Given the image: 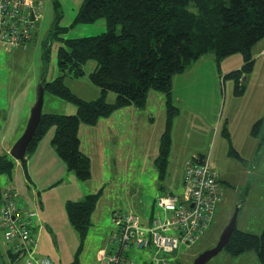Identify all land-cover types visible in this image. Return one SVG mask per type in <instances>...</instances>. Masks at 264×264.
Here are the masks:
<instances>
[{
  "label": "rangeland",
  "instance_id": "obj_1",
  "mask_svg": "<svg viewBox=\"0 0 264 264\" xmlns=\"http://www.w3.org/2000/svg\"><path fill=\"white\" fill-rule=\"evenodd\" d=\"M34 1L43 5L38 38L30 43L27 51H9L0 46V152L1 148L13 144L22 135L23 124L28 122L36 104L42 79L50 82L60 75L58 51L66 40L97 36L107 31L104 17L93 23H74L84 0ZM259 45L264 44L260 41ZM45 51L48 52V59H44ZM253 55L256 61L254 68L240 76V85L245 87L241 95L235 93L236 81L227 77L243 68L244 58L239 53L224 58L220 64L213 54H205L172 78L173 100L179 106L180 114L174 123L175 145H172L164 185L176 190L177 194L181 193L184 155L201 151L209 155L211 166L224 181L222 199L212 224L199 242L181 250L178 258L166 255L158 262L150 259V264H192L198 255L216 247L238 206L237 227L251 234L264 232V125L260 136L251 135L254 124L264 121V56H258L254 50ZM95 66V61H88L83 77L66 79L71 91L85 100H94L99 95L100 88L91 80ZM160 94L164 95L151 90L145 110L140 109L144 122H148L150 113L154 114L155 120L149 122H154L152 127L155 132L150 131L152 139L144 137V124L138 122V118L134 119L129 110L101 119L91 133H84L89 145L93 144L94 138L105 141L95 145H107L104 152L108 165V171L104 173V178H107L105 184L90 180L84 186L79 185L82 183L79 181L76 185L72 174L68 176L64 173L61 167L64 163L56 162L46 150L43 151L46 154L44 165L39 166L33 155L28 162V169L33 174L32 181L29 178L28 182L37 188L35 196L31 197L32 190L22 173L17 177L14 172L12 179L0 175L1 190L11 185L17 189L22 201L27 200L29 209L38 207L41 228L34 233L38 256L49 257L55 264H68L79 255L81 264H97V252L109 245V236L117 229L111 219L114 210L132 209L143 217L158 213L160 209L155 205L158 171L153 160L155 157L149 160L146 154L152 150V145L158 152V136L166 124V112H160L158 105ZM109 96L116 98L115 93ZM76 112L77 107L73 103L45 91L43 113ZM225 127L228 137L223 133ZM53 131L54 128L39 145H51ZM144 141H149L150 145H143ZM234 151L239 153L240 158L231 155ZM81 187L103 189L97 207L99 219L95 217L85 239L70 223L66 208L69 198L77 196ZM97 222L104 223L95 228ZM4 242V230L0 228V264H11ZM148 252H136L139 264L155 256L154 251ZM206 264L262 263L254 252L233 257L221 251Z\"/></svg>",
  "mask_w": 264,
  "mask_h": 264
},
{
  "label": "trees",
  "instance_id": "obj_2",
  "mask_svg": "<svg viewBox=\"0 0 264 264\" xmlns=\"http://www.w3.org/2000/svg\"><path fill=\"white\" fill-rule=\"evenodd\" d=\"M102 17L107 21V31L97 36L66 40L58 51L60 75L53 81H44L45 91L70 101L77 107V112L43 113L27 155L23 161H19L31 192L35 196L37 188L28 182L29 178L32 181L27 166L28 160L52 128V145L67 170L73 173L79 182L88 183L93 177L92 162L82 149L81 125L93 128L101 119L130 106L144 109L151 90L163 93L166 102V124L154 159L159 180L155 205L158 206L160 197L184 196L185 176L187 167L191 164H208L210 173L221 190L224 181L211 166L207 155L188 160L184 168L181 193L169 192L167 185H164L172 154L174 123L180 114V108L173 100L172 78L175 74L184 72L205 54H213L220 64L224 58L239 53L244 58L243 68L228 74L227 77L236 81L235 93L243 94L245 87L240 85V76L246 75L254 68L253 50L264 39V0H84L74 23H93ZM44 59H48L47 51ZM88 61L96 63L91 80L100 88L99 95L94 100H85L75 95L66 83L67 78L83 77ZM110 93H115L116 98L111 99ZM263 125V120L255 123L251 135L260 136ZM223 133L228 137L227 127ZM231 155L240 158L237 151ZM17 162L9 152L1 151L0 175L12 179L15 172L16 176ZM106 179L104 178L103 184ZM102 195L103 189H99L87 193L81 200H69L67 203L70 223L82 239L87 237L93 227V215ZM26 201H22L17 189L11 185L0 189V216L10 207V203L17 205L18 212L25 217L34 213L28 230L34 240L30 250L38 256L34 233L37 228H41V219L38 207L31 210ZM122 213L137 214L144 222L159 217V214L165 216L161 209L149 217L140 216L132 209L114 210L111 219L117 229L109 236V245L100 250H108L107 254L110 256L116 255L119 245L122 244L114 239L120 228L118 217ZM174 214L170 212L169 216L173 217ZM0 228L4 230V243L9 255L28 264L26 257L13 252L14 242L7 241L4 227L0 225ZM180 251L172 255L177 257ZM223 251L233 257L254 252L264 264V232L260 235L251 234L236 227ZM136 252L149 253L148 250H139L135 245H131L125 253L127 259L121 264H131L132 261L139 264L140 260L135 258ZM68 264H81L79 255ZM98 264H102L99 258ZM143 264H150V258L145 259Z\"/></svg>",
  "mask_w": 264,
  "mask_h": 264
},
{
  "label": "built area",
  "instance_id": "obj_3",
  "mask_svg": "<svg viewBox=\"0 0 264 264\" xmlns=\"http://www.w3.org/2000/svg\"><path fill=\"white\" fill-rule=\"evenodd\" d=\"M42 7L41 3L34 0H1L0 46L9 51L26 50L37 29ZM185 182L186 191L182 198H159L158 206L164 211V217L159 214V217L144 222L137 214L122 213L118 217L120 228L114 237L122 244L113 256L108 255L106 249L100 251L98 258L102 264H121L127 259L125 253L131 245L139 250L154 251L155 256L151 259L158 262L166 255L187 250L190 245L198 242L212 224L222 194L208 164L188 165ZM170 212L175 213L173 217L169 216ZM34 216V213L23 216L18 212L17 205L10 203V207L0 216L5 238L14 242L13 252L26 257L28 264H54L51 258L36 256L30 250L34 240L28 227Z\"/></svg>",
  "mask_w": 264,
  "mask_h": 264
},
{
  "label": "crops",
  "instance_id": "obj_4",
  "mask_svg": "<svg viewBox=\"0 0 264 264\" xmlns=\"http://www.w3.org/2000/svg\"><path fill=\"white\" fill-rule=\"evenodd\" d=\"M1 1V0H0ZM42 13V12H41ZM42 15V14H41ZM43 17V16H42ZM41 20H43V18H40V20H39V22H38V26H37V29H36V32H35V34H34V38H33V40H32V42H31V44L35 41V39H37L38 37H37V31H38V27H39V23H40V21ZM37 37V38H36ZM262 42V44H264V39L261 41ZM31 44H29V46H28V48L26 49V50H23V51H27L29 48H30V45ZM18 50H21V49H18ZM17 50V51H18ZM33 50H35V48L33 49ZM32 50V51H33ZM13 51H15V50H13ZM254 52L259 56H261V57H263L264 56V54H263V52H264V45H259V43L257 44V46L255 47V49H254ZM263 54V55H262ZM255 64H256V61H255ZM153 94H155V93H153ZM157 94H159V93H157ZM161 95V94H160ZM165 95H161V97H160V103L158 104L159 105V108H160V112H162V110H163V112H166V105H165ZM35 105V104H34ZM34 105H33V107H34ZM179 107V106H178ZM128 109H123V110H129V112H131V114H132V117L135 119V118H138V122H140V123H143L144 125H143V127H142V129H143V131H144V133H145V135H144V137L145 138H149V139H152L151 138V135H150V131L152 130L153 131V133L155 132L154 131V128L152 127L153 126V124H154V122H153V124H150L149 122H152V121H154L155 120V118H154V114H152V113H150V118H148V122H144V118H143V115H142V113H141V111H140V109H137L136 107H134V106H130V107H127ZM145 110V109H144ZM31 113V112H30ZM29 116V115H28ZM179 117V116H178ZM177 117V118H178ZM28 118V117H27ZM176 118V119H177ZM204 119V118H203ZM27 121V120H26ZM24 126V130H25V128H26V125H27V122H25V124H23ZM174 128H175V124H174ZM163 128H161V130H162ZM92 128L91 127H84V125L83 126H81V128H80V136H81V139H82V149L84 150V152L91 158V162H92V173H93V177H92V179L91 180H97V181H99V183H101V184H103L104 183V173H105V171H108V165L106 164V162H105V160H106V158H107V155L106 154H104V152H105V148L107 147V145H95V144H98V143H104L103 141H102V139L101 138H99V139H92V145H89V143L88 142H86V140H85V137H84V133H91L92 132ZM24 132V131H23ZM162 133V132H161ZM161 133L159 134V136H158V139H160V136H161ZM176 133V132H175ZM212 133L213 132H211V136H212ZM158 134V133H157ZM177 135H178V131H177ZM53 138V137H52ZM17 140H14V142H13V144H11V145H9L8 147H6V148H1V151H7V152H9L10 153V149L12 148V146L14 145V143L16 142ZM154 141H155V138H153V140H152V143L154 144ZM143 145H150V142L149 141H144L143 142ZM173 145H175V141H174V130H173ZM154 146L155 145H152V150L151 151H149L148 152V154H146V156L149 158V160H150V158L153 156V157H156V155H157V153L155 152V148H154ZM158 146H159V142H158ZM44 150H46L48 153H49V155H51V157L56 161V162H59V164H60V162H62V163H64V161L58 156V154H57V152L55 151V148L53 147V145H52V139H51V145H39V147H38V149H37V151L35 152V154L33 155L34 156V158L37 160V162L39 163V166H40V164H42V165H44L45 163H46V159L44 158L45 156H46V154L45 153H43V151ZM156 151H158V147H157V150ZM145 156V157H146ZM202 156H206V153L205 152H201V151H195V152H191V154H189V155H184V161H185V163L183 164V168H182V172L184 173V168H185V165H186V163L188 162V160L189 159H191V158H195V157H197V158H200V157H202ZM207 156H209V155H207ZM155 159V158H154ZM153 159V160H154ZM30 160V159H29ZM29 160H28V162H29ZM58 160H60V161H58ZM62 160V161H61ZM102 165H103V167H102ZM104 165H105V167H104ZM28 166V165H27ZM61 167L63 168V171H64V173L66 174V175H68V176H71L70 174H72V176H73V180H74V183L76 184V185H81V186H84L83 184H86V183H78L77 184V179L75 178V176H74V174L73 173H70L68 170H67V168H66V166H65V163L64 164H61ZM97 169H99V171H97L96 170V168ZM28 171H29V174H30V176H31V179H32V177H33V174H32V172H31V170L30 169H28ZM20 173H22L23 174V167H22V165H21V163L18 161L17 162V166H16V176L18 177V174H20ZM24 175V174H23ZM51 177V176H50ZM56 178V177H55ZM90 182V181H89ZM96 190H98V188H94V190H92V188H85V187H81V191H79L78 193H77V196H75V197H70L69 198V200H73V201H78V200H81L82 198H84L85 196H86V194L87 193H90V192H92V191H96ZM168 191L169 192H171V191H173V192H177L176 190H174V189H171L170 187H168ZM179 193V192H178ZM30 195H31V197L32 196H34V194L32 195L31 193H30ZM97 212H98V208L96 209V211H95V213H94V215H93V220L95 221V217H96V219L98 220L99 219V216L97 215ZM105 222V221H104ZM104 222H102V223H99V222H97L96 223V225H94L95 226V228L97 227V225H101V224H103ZM93 224H94V222H93ZM5 244V243H4ZM103 249V248H102ZM101 250V249H100ZM99 250V251H100ZM99 251L97 252V264H98V253H99ZM9 253V252H8ZM189 257H190V255H188ZM9 257H10V262H11V264H25V262H24V260H22V259H13V257H11V255H9ZM177 258H178V256H177ZM151 259V258H150ZM190 259H191V257H190ZM54 262V261H53ZM54 264H55V262H54Z\"/></svg>",
  "mask_w": 264,
  "mask_h": 264
},
{
  "label": "water",
  "instance_id": "obj_5",
  "mask_svg": "<svg viewBox=\"0 0 264 264\" xmlns=\"http://www.w3.org/2000/svg\"><path fill=\"white\" fill-rule=\"evenodd\" d=\"M44 95H45V87H44V80L42 79L38 91V98L36 104L31 110L26 128L22 133V135L17 139V141L10 149L11 156L18 161H23L25 159L29 145L34 138L37 127L42 119ZM239 213H240V207L238 206L229 224L222 232L216 247L210 250H206L205 252L198 255V257L194 260L192 264H206L213 257L217 256L221 251H223V249H225L237 227V219Z\"/></svg>",
  "mask_w": 264,
  "mask_h": 264
},
{
  "label": "clouds",
  "instance_id": "obj_6",
  "mask_svg": "<svg viewBox=\"0 0 264 264\" xmlns=\"http://www.w3.org/2000/svg\"><path fill=\"white\" fill-rule=\"evenodd\" d=\"M161 260V259H160Z\"/></svg>",
  "mask_w": 264,
  "mask_h": 264
}]
</instances>
